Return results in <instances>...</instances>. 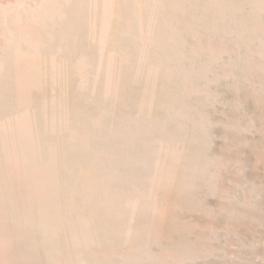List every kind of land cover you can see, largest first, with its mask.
Returning <instances> with one entry per match:
<instances>
[{"label":"rangeland","instance_id":"obj_1","mask_svg":"<svg viewBox=\"0 0 264 264\" xmlns=\"http://www.w3.org/2000/svg\"><path fill=\"white\" fill-rule=\"evenodd\" d=\"M192 2L188 0L185 7ZM124 3L136 8L129 9L130 13L144 10L143 17L153 23L162 3L167 5L168 1L0 0V130L3 145L9 147L5 168H0V264L39 263L36 255L24 250L22 244L18 246L6 197L9 190L16 208L27 209L29 202L41 196V186L57 175L53 165L46 168L37 161L34 106L46 103L56 116L63 111L71 83L82 92L90 91V79L97 75L95 68L100 63L99 42L115 26L117 7ZM253 9L258 7L248 3L241 15L248 17L244 14ZM124 14L123 23L131 38L136 37L143 47L155 41L150 30L137 29ZM249 17L246 33L241 36L247 44L238 42L231 33L209 35L200 27L193 26L189 32L171 25L186 48L204 46L206 54L193 60L196 66L215 58L204 78L189 79L186 84L190 96L185 103L198 105L202 120L208 123L202 135L209 143L205 150L209 161L194 165L206 176L196 192L174 188L165 193L161 187H152L153 191L150 184L124 188L121 195L127 212L132 214L134 208L144 211L148 223L144 227L134 224L132 229L123 225V232H136L142 243L96 242L92 245L96 260L105 255L117 264L115 256L126 258L144 251L137 258L138 264H264V25L256 24L247 37L251 24L264 22V12ZM57 43L73 48L72 56L60 54ZM119 55L125 63L137 53L120 48ZM70 61L75 67L74 79L65 74ZM33 81L34 91L28 95ZM11 144L15 148L11 149ZM205 158L206 153L201 159ZM171 159L155 154L161 168L171 166Z\"/></svg>","mask_w":264,"mask_h":264},{"label":"bare ground","instance_id":"obj_2","mask_svg":"<svg viewBox=\"0 0 264 264\" xmlns=\"http://www.w3.org/2000/svg\"><path fill=\"white\" fill-rule=\"evenodd\" d=\"M167 1L153 23L143 17L144 10L130 13L129 9L136 8L120 4L115 26L99 42L100 63L96 64L97 75L90 79V91L82 92L71 83L63 111L56 116L48 111L46 103L34 106L37 161L44 167L53 165L57 175L41 186V196L29 202L27 209L16 208L9 190L6 197L11 207L8 219L18 246L22 244L24 250L36 255L40 264H112L105 255L96 260L92 245L102 241L120 245L126 240L140 244L141 236L132 231L127 234L122 227L132 229L134 224L144 227L148 223L144 211L134 208L132 214L127 212L121 195L124 188L150 184V188L161 187L165 193L174 188L196 192L206 176L194 165L209 159L205 152L209 143L202 135L208 123L202 120L198 105L185 103L190 96L186 84L189 79L204 78L215 58L209 57L196 66L193 60L206 54L204 46L186 48L171 25L175 23L179 30L189 32L193 26L200 27L209 35L231 33L238 42L247 44L241 36L246 33L249 16L255 18L264 12V1L193 0L189 8L184 5L188 0ZM248 3L258 9L243 17L241 12ZM125 12L137 29L150 30L155 41L143 47L136 37L131 38L123 23ZM160 20L162 25L157 24ZM255 25L264 22L251 24L247 37L255 31ZM120 48L133 49L137 56L121 63ZM72 49L60 45L59 52L69 58ZM67 64L65 74L74 79L75 67L72 61ZM34 82L28 95L34 91ZM3 136L0 130L1 169L5 168L9 149L3 145ZM157 153L172 158L171 166L161 168L155 160ZM205 153L206 158L201 159ZM140 255L115 256L114 260L117 264H138Z\"/></svg>","mask_w":264,"mask_h":264}]
</instances>
